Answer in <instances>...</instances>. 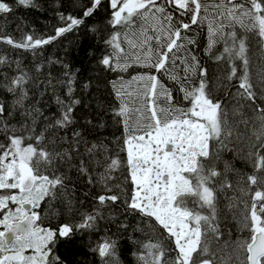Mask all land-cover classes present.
I'll return each instance as SVG.
<instances>
[{
    "label": "snow or ice",
    "instance_id": "obj_1",
    "mask_svg": "<svg viewBox=\"0 0 264 264\" xmlns=\"http://www.w3.org/2000/svg\"><path fill=\"white\" fill-rule=\"evenodd\" d=\"M72 3L51 34L0 25L32 57L0 52V264H69L86 237L92 264H264V0ZM82 27L83 81L43 56Z\"/></svg>",
    "mask_w": 264,
    "mask_h": 264
},
{
    "label": "trees",
    "instance_id": "obj_2",
    "mask_svg": "<svg viewBox=\"0 0 264 264\" xmlns=\"http://www.w3.org/2000/svg\"><path fill=\"white\" fill-rule=\"evenodd\" d=\"M12 2V0H8ZM38 7L25 9L23 7L16 8L13 14H8L7 22L0 20V25H3L4 30L12 34L14 37L19 38L22 34L17 29H22L23 32H35L36 35L51 34L54 27L57 26L60 21L58 19V12H64L65 14H77L79 9L73 6L72 0H36ZM106 13L103 11L98 12L88 19L87 24L92 25L104 20ZM201 47H203V37L200 38ZM67 48V54L64 49ZM0 52L6 53L10 57L24 58L25 64L32 62L30 53L23 52L22 50L11 49L10 46L0 44ZM91 54V55H90ZM99 54V45H97L95 38L86 28L82 27L78 34H68L61 41L46 46L43 52V56L47 57H60L64 59L72 66L73 70L79 69V79L81 81L86 80L89 76L93 75L91 68L94 67L93 60L95 55ZM202 55V54H201ZM204 62L208 65L209 69H215L216 65L207 57H203ZM58 70V69H57ZM114 75V74H113ZM95 91V90H93ZM103 95L101 98L107 102L111 101V96L108 94L109 90L101 89ZM54 110V109H52ZM106 120L111 121L108 117ZM115 133L119 135V129L113 127H107L103 134L109 136ZM239 166V165H238ZM87 186L80 182L77 183V195H81L82 191ZM89 238L78 239L74 245L64 247L60 249L61 255L67 258L69 264H92L94 257L88 250ZM125 247L123 258L126 261L131 262L132 258L127 251L131 247L127 241L122 242Z\"/></svg>",
    "mask_w": 264,
    "mask_h": 264
}]
</instances>
